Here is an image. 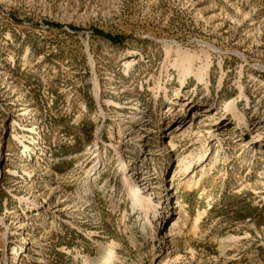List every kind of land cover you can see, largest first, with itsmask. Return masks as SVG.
Instances as JSON below:
<instances>
[{
    "label": "rangeland",
    "instance_id": "obj_1",
    "mask_svg": "<svg viewBox=\"0 0 264 264\" xmlns=\"http://www.w3.org/2000/svg\"><path fill=\"white\" fill-rule=\"evenodd\" d=\"M0 264H264V0H0Z\"/></svg>",
    "mask_w": 264,
    "mask_h": 264
},
{
    "label": "trees",
    "instance_id": "obj_2",
    "mask_svg": "<svg viewBox=\"0 0 264 264\" xmlns=\"http://www.w3.org/2000/svg\"><path fill=\"white\" fill-rule=\"evenodd\" d=\"M110 39H117V37H114V36H108Z\"/></svg>",
    "mask_w": 264,
    "mask_h": 264
},
{
    "label": "bare ground",
    "instance_id": "obj_3",
    "mask_svg": "<svg viewBox=\"0 0 264 264\" xmlns=\"http://www.w3.org/2000/svg\"><path fill=\"white\" fill-rule=\"evenodd\" d=\"M239 120H240V118H239Z\"/></svg>",
    "mask_w": 264,
    "mask_h": 264
}]
</instances>
